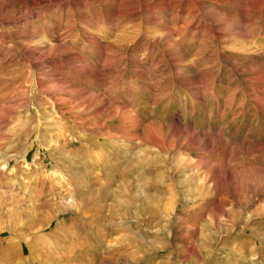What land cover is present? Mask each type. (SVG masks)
I'll use <instances>...</instances> for the list:
<instances>
[{
  "label": "rangeland",
  "instance_id": "obj_1",
  "mask_svg": "<svg viewBox=\"0 0 264 264\" xmlns=\"http://www.w3.org/2000/svg\"><path fill=\"white\" fill-rule=\"evenodd\" d=\"M263 3L0 0V264H264Z\"/></svg>",
  "mask_w": 264,
  "mask_h": 264
},
{
  "label": "bare ground",
  "instance_id": "obj_2",
  "mask_svg": "<svg viewBox=\"0 0 264 264\" xmlns=\"http://www.w3.org/2000/svg\"><path fill=\"white\" fill-rule=\"evenodd\" d=\"M264 4V3H263ZM233 24V23H232Z\"/></svg>",
  "mask_w": 264,
  "mask_h": 264
}]
</instances>
